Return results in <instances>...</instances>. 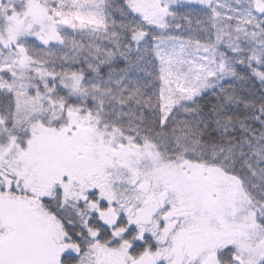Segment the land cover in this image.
Returning a JSON list of instances; mask_svg holds the SVG:
<instances>
[{"label": "snow or ice", "instance_id": "snow-or-ice-1", "mask_svg": "<svg viewBox=\"0 0 264 264\" xmlns=\"http://www.w3.org/2000/svg\"><path fill=\"white\" fill-rule=\"evenodd\" d=\"M0 264H264V0H0Z\"/></svg>", "mask_w": 264, "mask_h": 264}]
</instances>
